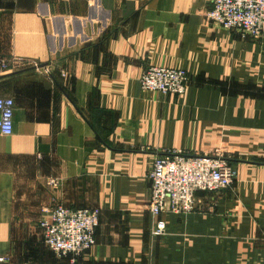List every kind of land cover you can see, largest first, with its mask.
<instances>
[{
  "label": "crops",
  "instance_id": "obj_1",
  "mask_svg": "<svg viewBox=\"0 0 264 264\" xmlns=\"http://www.w3.org/2000/svg\"><path fill=\"white\" fill-rule=\"evenodd\" d=\"M211 0H0V252L8 264H71L44 245L51 206L97 208L74 264H264V34L205 19ZM149 67L182 70L181 96L141 90ZM220 148L230 189L189 214L147 211L168 151ZM57 182L55 187L48 180ZM165 221L162 236L155 223Z\"/></svg>",
  "mask_w": 264,
  "mask_h": 264
},
{
  "label": "built area",
  "instance_id": "obj_2",
  "mask_svg": "<svg viewBox=\"0 0 264 264\" xmlns=\"http://www.w3.org/2000/svg\"><path fill=\"white\" fill-rule=\"evenodd\" d=\"M205 19L242 38L259 39L264 34V0H211ZM6 65L0 62V68ZM141 90L160 94H184L188 77L182 70L149 67L138 78ZM13 100L0 98V134L9 136L13 129ZM231 156L220 148L210 154L190 156L168 151L157 156L147 178L150 196L147 211L154 217L164 214H189L196 208L198 194H216L231 188L236 171ZM57 182L48 180L55 187ZM49 217L39 221L45 247L59 259L74 264L95 245L99 225L97 208L69 209L63 204L51 206ZM165 221L155 223L153 234L162 236ZM9 258L0 252V264Z\"/></svg>",
  "mask_w": 264,
  "mask_h": 264
}]
</instances>
